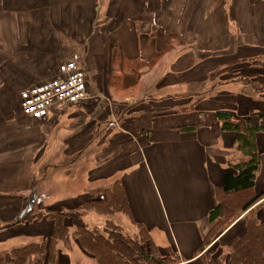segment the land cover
<instances>
[{
    "label": "crops",
    "instance_id": "obj_1",
    "mask_svg": "<svg viewBox=\"0 0 264 264\" xmlns=\"http://www.w3.org/2000/svg\"><path fill=\"white\" fill-rule=\"evenodd\" d=\"M162 52V70L161 58L132 67ZM75 55L87 100L54 106L43 120L27 117L21 92L53 80ZM261 56L264 0H0V219L17 218L24 199L13 192L36 193L30 183H110L105 194L121 182L131 218L118 213L104 224L131 236L134 222L142 224L161 251L196 263L215 188L239 158L236 135L221 131L216 111L264 110L256 90L264 70L236 63ZM258 146L264 191V133ZM86 191L77 204L104 197ZM239 222L220 239L243 235ZM50 235V227L41 234Z\"/></svg>",
    "mask_w": 264,
    "mask_h": 264
},
{
    "label": "trees",
    "instance_id": "obj_2",
    "mask_svg": "<svg viewBox=\"0 0 264 264\" xmlns=\"http://www.w3.org/2000/svg\"><path fill=\"white\" fill-rule=\"evenodd\" d=\"M163 56L164 52L157 53L150 62L136 63L132 67L142 70L147 65L154 66L158 58ZM236 63L241 68L247 65V67L264 70V56ZM245 83L256 86V81L245 80ZM256 90L263 92L264 88L257 86ZM226 99L231 100L229 96ZM216 118L223 133L236 135L235 149L239 158L229 163L224 174L223 186L215 188L217 205L208 214L209 231L203 237L196 256L202 255L207 250L214 236L225 233L233 221L236 222L245 216L246 234L234 240L228 264H264V215L257 212L255 208L264 200V191H258L256 183L262 164L258 135L264 133V110L256 116L241 115L238 111L235 112L234 106L229 105L226 109L216 111ZM181 130L194 131L195 127H184ZM230 198H236V204H232L233 201L231 202ZM77 210L74 214L54 211L38 216H32L28 212L16 218L13 222L21 224L29 223L34 218L52 219L55 223L54 229L50 236L44 237L37 243H29L10 250V259L7 258L6 252H0V264H32V262L34 264H58L59 244L67 241L69 237L70 229L65 224L68 218L76 220V223L80 222L73 237L82 249L96 260L97 264L182 263L179 254L172 248L168 249L167 255H164L150 231L142 224L138 225L133 221L138 229V234L133 237L125 233L124 229L114 222H108L104 232L98 228H89L83 222L82 217L78 216L77 213L84 211L106 217L123 213L131 218L123 183H115L107 189L102 199L81 204ZM3 224L0 219V230L7 226ZM208 264L219 263L211 258Z\"/></svg>",
    "mask_w": 264,
    "mask_h": 264
},
{
    "label": "rangeland",
    "instance_id": "obj_3",
    "mask_svg": "<svg viewBox=\"0 0 264 264\" xmlns=\"http://www.w3.org/2000/svg\"><path fill=\"white\" fill-rule=\"evenodd\" d=\"M228 13H229V5L227 4L226 17L228 16ZM225 57L227 58V56ZM164 58L165 57L163 56L161 59L158 60V61L161 60L159 64V70H162L163 67L165 66V63L164 65H162L164 62ZM227 61L232 62L230 57L228 58ZM125 96L126 95H124L123 97ZM186 106H190V105H186ZM32 184L33 186L34 185L37 186L36 190L34 189L36 193L33 192L32 188L31 189L30 188L29 189L28 188H24V189L17 188V192L15 193L13 192L15 196H18V197L20 196L24 199L23 210L18 216H22L28 212L32 216H38L39 214H47L51 211H61V212L63 211V212H69V213L74 214L77 208H79L80 206L79 204H77V201L79 200L80 195L83 194L86 190H87L86 192H89V191H95L99 189V191H102L100 192L99 195L104 196L105 195L104 190L108 186H110V183H104V185L102 186L103 187L102 189L96 188L94 187V185L90 186L89 189H85L83 187L85 186V183H82V184L81 183H67V182H64V183H30V185ZM259 190H264V186L259 185ZM33 194H36L35 198ZM88 199L90 200L84 201V203L96 201L91 198H88ZM230 200L231 202L233 201L232 204H236L235 202L237 201L236 198H230ZM255 208L257 212L259 211V213L261 212L264 215V200L258 203ZM77 212L79 211L77 210ZM77 214L78 216L80 215V217H82L83 222L87 224L89 228H95L94 226L99 225V227H96V229L98 228L102 232H104L106 228V224L108 222H112V221H108L107 223L104 224V218H106V216L97 215L92 212L86 213L84 211H81L80 213H77ZM112 216L110 215L107 217L109 218ZM1 220L4 223L3 226L4 225H7V226H5L3 230H0V252H6L8 259H10V255H9L10 250L16 247L25 246L29 243H37L41 241L46 236V235L41 236V234H45V233L47 234V228L49 227L51 228V234H52V231L54 229V224H55L52 219H48V218H45L43 220H38L37 218H34V220H32L31 222L23 223V224L13 222L15 219L9 221L1 217ZM238 220H241V222H239V224L235 228L239 227V225L240 227H243L244 228L243 235H245L247 231L245 216L239 218ZM238 220H236V222L233 220H232L233 222L230 221L232 223L227 228V231H229L231 227L238 222ZM77 223H76V220H73L71 218H68L65 221V224L69 227L70 231H69L68 240L59 244L58 264H97L96 260L89 254H87L82 249L79 242L73 237L74 233L76 232L77 227L80 226V222L77 221ZM227 231L225 233H227ZM137 234H138V230H137V233L133 235V237L136 236ZM223 234L214 236L213 239L211 240V243L207 246L206 248L207 250H205L204 253L200 255V258L198 259V261L193 264H208L209 259L211 258H213V260L219 264H228L230 260L231 247H232L234 240L236 238L242 237L243 235L236 237L235 236L237 234V230H236L235 232H232V234L229 233L223 239H220ZM162 253L166 255L168 254V250H165V253L162 251ZM32 264H34V262H32ZM181 264H184L183 261ZM188 264H192V263H188Z\"/></svg>",
    "mask_w": 264,
    "mask_h": 264
},
{
    "label": "built area",
    "instance_id": "obj_4",
    "mask_svg": "<svg viewBox=\"0 0 264 264\" xmlns=\"http://www.w3.org/2000/svg\"><path fill=\"white\" fill-rule=\"evenodd\" d=\"M79 58V55H75L73 59L62 63L53 80L21 92L20 105L27 117L43 120L50 115L54 106L87 100V73L79 67Z\"/></svg>",
    "mask_w": 264,
    "mask_h": 264
}]
</instances>
